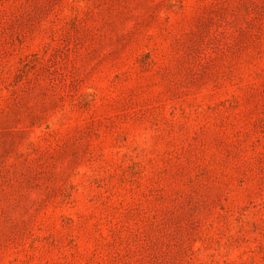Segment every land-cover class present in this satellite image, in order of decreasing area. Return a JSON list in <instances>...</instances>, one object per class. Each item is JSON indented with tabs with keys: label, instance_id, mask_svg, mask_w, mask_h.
<instances>
[{
	"label": "rangeland",
	"instance_id": "374dc122",
	"mask_svg": "<svg viewBox=\"0 0 264 264\" xmlns=\"http://www.w3.org/2000/svg\"><path fill=\"white\" fill-rule=\"evenodd\" d=\"M0 264H264V0H0Z\"/></svg>",
	"mask_w": 264,
	"mask_h": 264
}]
</instances>
